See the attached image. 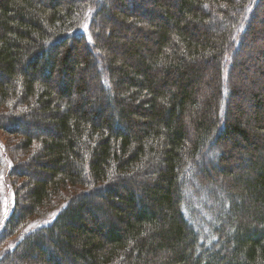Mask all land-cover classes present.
<instances>
[{"label":"trees","instance_id":"16d2710c","mask_svg":"<svg viewBox=\"0 0 264 264\" xmlns=\"http://www.w3.org/2000/svg\"><path fill=\"white\" fill-rule=\"evenodd\" d=\"M262 7L0 0V264H264Z\"/></svg>","mask_w":264,"mask_h":264},{"label":"rangeland","instance_id":"374dc122","mask_svg":"<svg viewBox=\"0 0 264 264\" xmlns=\"http://www.w3.org/2000/svg\"><path fill=\"white\" fill-rule=\"evenodd\" d=\"M264 9V7H262V10ZM262 10L261 12H259L260 10L258 9L257 10V13L259 14V16L262 15L261 19L262 21L264 20V13L262 14ZM112 11V10H111ZM104 17H106V15H104ZM101 19V18H100ZM259 21V20H257ZM99 23L103 24L104 26L102 27L104 30L107 29L106 27H108L107 22L106 20H103L101 19V21H99ZM257 23V24H256ZM254 25H258V22H256ZM261 25V23H260ZM101 28V29H102ZM100 29V30H101ZM103 29L101 30V32H103ZM263 39L258 40L259 44L262 43ZM94 57L96 58V61L100 63V60L98 58H100L102 56V53L100 52V50L98 49H92V52H91ZM100 56V57H99ZM98 57V58H97ZM98 63V64H99ZM101 64V63H100ZM98 71L101 72V68H100V65L98 66ZM235 73V72H234ZM237 82V81H236ZM264 85V81L261 82V83H258L257 86H263ZM237 86H238V83H237ZM0 136L2 137V140H0L2 142V144H5L7 143L8 141L12 142L11 140V136L8 135V134H4V133H0ZM16 139V138H15ZM216 148V147H215ZM226 148H229L228 145H226L225 149ZM5 149V148H4ZM214 148H212V145H209V148L203 152V155H202V158H201V162L205 165H210V164H214V159H211V157L214 156ZM6 151V150H5ZM6 155H3V157H5ZM10 156V155H9ZM9 156H7V161L5 158H3V165L4 166H0V223L3 222V220L5 219V217L7 216V213H8V210L9 208H11V202L10 199H12V195H13V190L15 191V186H14V181H13V178H11V181H9L8 183V175L10 173V170H7L9 169V165L10 162H9ZM238 156V155H237ZM22 158V159H21ZM21 158H18V159H21L19 160L18 162L16 160H14L13 162V165L16 166L19 162L23 161L26 159V157L23 155L21 156ZM11 159V157H10ZM1 160V159H0ZM11 161V160H10ZM2 165V164H1ZM7 170V171H6ZM26 171V170H25ZM11 174V173H10ZM16 180V179H14ZM17 187H18V184H17ZM74 191L76 189H73ZM23 191H21L22 193ZM72 191H70V194H71ZM24 193V192H23ZM22 193V196H21V199H24L25 198V194ZM20 198V197H19ZM42 220V219H41ZM40 220V221H41ZM30 224H28V227H29ZM26 227V228H28Z\"/></svg>","mask_w":264,"mask_h":264},{"label":"bare ground","instance_id":"6f19581e","mask_svg":"<svg viewBox=\"0 0 264 264\" xmlns=\"http://www.w3.org/2000/svg\"><path fill=\"white\" fill-rule=\"evenodd\" d=\"M247 73H248V71H247ZM247 73H246V75H247ZM249 74V73H248Z\"/></svg>","mask_w":264,"mask_h":264}]
</instances>
